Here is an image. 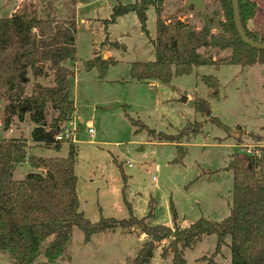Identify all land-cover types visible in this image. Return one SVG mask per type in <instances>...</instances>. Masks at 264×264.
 I'll return each instance as SVG.
<instances>
[{
	"label": "rangeland",
	"instance_id": "obj_1",
	"mask_svg": "<svg viewBox=\"0 0 264 264\" xmlns=\"http://www.w3.org/2000/svg\"><path fill=\"white\" fill-rule=\"evenodd\" d=\"M119 1L128 4L135 0ZM115 2L52 0L54 15L59 18H69L76 5V60L67 63L74 71L69 96L75 111L69 120L73 124L66 122L64 129H74L73 142L78 149L75 173L79 210L93 222L98 221L101 215L123 219L128 217L127 202L136 217L146 216L152 210L153 216L147 220L150 224L171 226L172 201L180 227L200 217L220 221L229 214L232 199V171L223 169L229 162V156L236 152L250 153L255 145L264 144V64L247 67L225 64L224 60L230 53L226 50L217 57L223 60L219 68L214 65L195 66L190 74L173 77L167 83L153 79L135 80L129 74L130 64L153 60L154 49L148 44V35L140 30L134 12L120 16L105 31L102 21L110 17L111 6ZM183 2L167 0L165 14L174 15L176 10H185ZM255 2L257 14L250 27L264 32V0ZM24 5H35L40 16L47 15L49 11L47 0H0V17L10 16L13 10L17 11ZM189 9L196 16L212 18L217 23L223 19L215 0H203L202 8L195 10L190 5ZM149 15L147 29L153 36V7ZM216 29H220L218 24ZM112 42L123 44L125 50L111 46ZM111 48L118 60L105 50ZM93 53L103 60L114 59L118 63L110 64L100 77L97 68L87 71L83 67V62ZM205 75L219 80L218 96L211 94L202 80ZM37 81L51 85V74L39 77ZM32 82L31 78L27 93ZM199 99L207 101V114L205 109L201 112L196 108ZM5 102V99H0V142L11 140L12 136L29 137L33 124L27 114L23 121L15 117L13 126H9L10 131L4 128ZM54 115L52 110L48 111V123ZM128 117L171 135H176L187 122H205L196 134L191 132V128L186 130L179 143L184 154L180 161H176L179 150L174 142H159L146 130L135 132ZM210 117L219 118L230 131L210 121ZM89 127L93 134L88 133ZM251 134L262 136L263 141L255 142ZM62 145L59 151L42 149L33 153L64 157L68 143ZM40 146L43 148L44 145ZM30 167L28 162L16 164L12 170L13 179H22L32 171ZM122 175L126 176V182ZM139 233L137 228H117L94 234L89 242H85L82 231L74 227L63 254L52 264H130L143 242ZM226 242L229 244L230 238ZM167 244L168 240L157 243L151 260L146 264H173L171 255L161 256L162 247ZM215 244V235L203 236L194 247L184 249L185 264H207ZM0 264L13 262L7 254L0 252ZM213 264H232L228 245H224L214 257Z\"/></svg>",
	"mask_w": 264,
	"mask_h": 264
},
{
	"label": "trees",
	"instance_id": "obj_2",
	"mask_svg": "<svg viewBox=\"0 0 264 264\" xmlns=\"http://www.w3.org/2000/svg\"><path fill=\"white\" fill-rule=\"evenodd\" d=\"M215 1L223 16L216 33L207 26L196 28L177 18L168 21L163 17L165 0L117 2L112 6L110 17L102 23L106 31L118 17L134 12L140 30L148 35L147 10L154 8L155 36L150 42L155 58L130 64V77L138 81L153 79L167 83L173 77L190 74L195 66L219 68L223 60L217 58L218 54L226 50L230 53L225 64L242 67L264 64V49L253 48L241 40L233 20L231 0ZM47 6L49 11L45 16L38 14L35 5H24L10 16L0 17V99L6 100L2 122L7 129L13 118L23 121L27 114L33 124L32 142L55 150L68 143V149L64 157H42L28 155L29 145L23 137L0 142V252L7 254L13 264H52L63 254L74 227L82 231L85 242L97 233L137 228L146 239L130 264L148 263L156 244L166 240L168 244L162 247L161 256L171 255L173 264H185L184 249L194 247L203 236L210 235L216 236V244L207 264L214 263V257L224 245L230 248L232 264H264V144L255 145L250 153L236 152L229 156L223 169L232 171V199L229 214L220 221L200 217L180 227L172 201L171 226L150 224L147 220L153 216L152 210L146 216L136 217L127 202L128 217L123 219L101 215L93 222L79 210L75 173L77 146L68 139L56 140L52 133L71 120L75 111L69 96L73 71L67 63L76 60L77 25L72 17L55 16L52 0H47ZM238 9L248 38L264 43V32L249 30L246 26L256 13V3L238 0ZM111 46L125 49L118 42H112ZM200 48L213 49L216 56L200 53ZM117 63L93 53L83 62V67L87 71L97 68L102 77L110 64ZM49 74L51 85L37 81ZM31 78V90L27 93ZM202 80L211 94L218 96L219 80L212 75H205ZM206 107L207 101L199 99L196 108L204 112ZM49 110L55 115L48 123ZM128 118L135 132L146 130L159 142H174L179 150L176 161L184 154L179 143L186 130L191 128L196 134L205 122H187L176 135H171ZM209 120L230 131L219 118L210 117ZM251 135L255 142L263 141L262 136ZM24 162L34 170L22 179H13V167ZM122 177L126 182V176ZM227 238H230L229 244ZM40 257L43 260L39 261Z\"/></svg>",
	"mask_w": 264,
	"mask_h": 264
},
{
	"label": "crops",
	"instance_id": "obj_3",
	"mask_svg": "<svg viewBox=\"0 0 264 264\" xmlns=\"http://www.w3.org/2000/svg\"><path fill=\"white\" fill-rule=\"evenodd\" d=\"M77 1V0H76ZM252 1H254L255 2V0H252ZM117 2H120L119 0H116V2L114 3V4H116ZM166 2H167V0H165V2H164V11H163V17L165 18V19H167L168 21L169 20H172V18H177V19H180L181 21H187V22H189V23H191V24H193L196 28H200V27H202V26H207V27H209L210 29H211V31L213 32V33H216V32H218V29H216V26H217V21L216 22H214L213 21V19L212 18H210V19H206V18H201V17H199V16H196L194 13H193V11L192 10H190L189 9V7H190V5H187V2H188V0H184V2H183V6L186 8L185 10H182V11H180V10H176L177 11V13H174V15H166L165 14V11H166ZM132 3V2H131ZM202 3H203V0H202ZM256 3V2H255ZM113 4V5H114ZM76 5H77V2H76ZM76 5H75V9H74V12H73V14L71 15L72 16V18H74L75 19V21H76V25H77V20H76ZM112 5V6H113ZM112 6H111V10H112ZM202 8V7H201ZM150 9H151V7H149L148 8V10H147V20H148V18H149V14H150ZM154 9V8H153ZM194 9L195 10H198V9H196L195 7H194ZM256 11H257V6H256ZM13 12H15L14 10H13ZM178 13H180V14H178ZM111 14V13H110ZM256 14H257V12L255 13V15H254V17L252 18V19H250V20H248V22H247V24H246V26H247V28L249 29V30H256V31H259V29H257L256 27H250V23H252V21H253V19L255 18V16H256ZM180 15H183V16H180ZM71 16L69 17V18H71ZM154 16H155V12H154ZM172 17V18H171ZM119 18V17H118ZM118 18L116 19V22H117V20H118ZM185 19H189V20H185ZM97 20H100V19H97ZM220 20V19H219ZM222 20V19H221ZM115 22V23H116ZM101 25V24H100ZM140 26V25H139ZM107 29H108V27H107ZM261 32V31H260ZM154 36H155V32H154V35L153 36H151V34H150V31L148 30V44H151V40L152 39H154ZM152 45V44H151ZM153 47V46H152ZM108 53H109V55L111 56V57H113L114 59H116L115 58V56L113 55V52H112V48L110 49V50H108V49H105ZM125 50V49H124ZM93 51H94V49H93ZM200 53H204L205 54V52L206 51H208V53H206L207 55H210V54H212V55H215V52H214V50L213 49H210V48H200L199 50H198ZM224 52H226V51H224ZM223 54V52H220L219 54H218V56L219 57H221L220 55H222ZM227 55H229V54H227ZM93 56V55H92ZM216 56V55H215ZM214 56V58H216ZM155 58V57H154ZM116 60H118V59H116ZM154 60V59H153ZM148 61V60H147ZM73 71V70H72ZM73 73H74V71H73ZM14 119V118H13ZM16 120H13L12 121V126H13V124H14V122H15ZM11 125V124H10ZM7 129H9V127L7 128ZM79 129V128H78ZM77 129V131H79ZM8 131H10V129L8 130ZM12 133H13V128H12ZM12 138H18L17 136H12ZM25 139H26V141H27V144L29 145V148H28V155H33V156H37V155H35L33 152H36V151H38V150H42V149H47V150H50V149H52V148H48V147H44L43 146V148H42V146H40V145H42V143H34V142H31L30 143V136L29 137H27V136H25L24 137ZM63 146V145H62ZM62 146L58 149V150H55V149H52V150H55V151H59L61 148H62ZM32 147H34V148H32ZM67 154V153H66ZM55 156H58V155H55ZM42 157H51V156H42ZM31 168V167H30ZM31 170H34L33 168H31ZM80 204V203H79ZM132 230V229H131ZM134 230V229H133ZM140 232V231H139ZM139 235H140V238L144 241L146 238H145V236L143 235V234H141V233H139Z\"/></svg>",
	"mask_w": 264,
	"mask_h": 264
},
{
	"label": "water",
	"instance_id": "obj_4",
	"mask_svg": "<svg viewBox=\"0 0 264 264\" xmlns=\"http://www.w3.org/2000/svg\"><path fill=\"white\" fill-rule=\"evenodd\" d=\"M231 3H232V10H233V20H234L236 30L239 33L241 40L245 44L253 48L264 49V43L253 41L250 38H248V36L246 35L242 22L240 20L238 0H231ZM190 4L193 5L196 9H200L202 7V0H188L187 5H190ZM208 112L209 110L205 108V113L207 114Z\"/></svg>",
	"mask_w": 264,
	"mask_h": 264
},
{
	"label": "built area",
	"instance_id": "obj_5",
	"mask_svg": "<svg viewBox=\"0 0 264 264\" xmlns=\"http://www.w3.org/2000/svg\"><path fill=\"white\" fill-rule=\"evenodd\" d=\"M67 123L65 122L62 126L60 130H53L52 133L55 137L56 140H61V139H70L71 141H75L74 140V129L72 127L64 129L65 125ZM68 124L72 125L73 122L72 121H68ZM88 133L89 134H93V129L91 127L88 128ZM129 166H131V164H129Z\"/></svg>",
	"mask_w": 264,
	"mask_h": 264
}]
</instances>
